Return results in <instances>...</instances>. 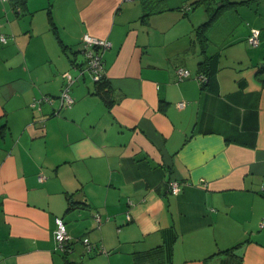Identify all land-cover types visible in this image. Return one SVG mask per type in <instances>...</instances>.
I'll return each mask as SVG.
<instances>
[{"label":"crops","instance_id":"obj_1","mask_svg":"<svg viewBox=\"0 0 264 264\" xmlns=\"http://www.w3.org/2000/svg\"><path fill=\"white\" fill-rule=\"evenodd\" d=\"M0 34V264H264V0H0Z\"/></svg>","mask_w":264,"mask_h":264},{"label":"built area","instance_id":"obj_2","mask_svg":"<svg viewBox=\"0 0 264 264\" xmlns=\"http://www.w3.org/2000/svg\"><path fill=\"white\" fill-rule=\"evenodd\" d=\"M5 1V0H3ZM124 1H133V0H124ZM189 8V6L187 7ZM259 35L260 30L258 28L252 27L250 28L249 35L247 36V42L250 46H257L259 43ZM0 41L5 43L7 38L0 34ZM83 44V54H84V65L78 68L79 74H83L84 72H88L91 78L94 81H99L102 77L105 76L104 64H103V53L110 46L109 40L105 38H99L88 33L83 35L82 39ZM177 79L181 80L191 75L190 71L182 66H179L175 69ZM195 79L201 84H205L208 80L207 76L203 73H196L194 75ZM63 84L60 90L57 99L59 101V106L57 109L53 110V114H58L60 109L70 107L73 104V98L70 94V87L76 79L72 73L66 71L62 74ZM54 97L50 95H42L41 97L35 99L31 106H38L40 109V104L42 102L52 103ZM186 105L185 101H180L177 103L178 107H184ZM168 190L172 194H177L181 190L180 182L171 179L168 182ZM95 220L98 224L101 223V217L99 214H95ZM129 218V216L127 215ZM55 231L54 237L57 243V248L61 251L66 249V244L69 240V236L67 234L65 223L62 218H55ZM260 226H264V220L260 222ZM83 243L85 244L88 250L94 248V244H92L88 238H83Z\"/></svg>","mask_w":264,"mask_h":264},{"label":"trees","instance_id":"obj_3","mask_svg":"<svg viewBox=\"0 0 264 264\" xmlns=\"http://www.w3.org/2000/svg\"><path fill=\"white\" fill-rule=\"evenodd\" d=\"M200 1H203V0H200ZM11 2L13 3V6H15L16 8H19L20 6H23V4L25 3V0H11ZM197 2H199V1H196V3ZM210 23H211V17L206 22H204L203 24H201L200 26H198L196 28L197 34H199L200 36H202V34H204L205 30L207 29V27L210 25ZM197 73H203V74H205L207 76L208 80H209V75H208L207 72H205V70H200ZM104 79H105V76L102 77L99 81H95V83L98 85V88H101L102 86H104V83H105V80ZM208 80H207V82H208ZM99 91L100 90L98 89L97 93L100 94ZM101 94H102V92H101Z\"/></svg>","mask_w":264,"mask_h":264},{"label":"rangeland","instance_id":"obj_4","mask_svg":"<svg viewBox=\"0 0 264 264\" xmlns=\"http://www.w3.org/2000/svg\"><path fill=\"white\" fill-rule=\"evenodd\" d=\"M71 73L75 76V71H73V70H71ZM70 94H72V91H71V89H70Z\"/></svg>","mask_w":264,"mask_h":264}]
</instances>
